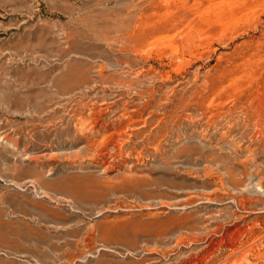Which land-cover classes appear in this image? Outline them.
Returning <instances> with one entry per match:
<instances>
[{
  "label": "rangeland",
  "instance_id": "374dc122",
  "mask_svg": "<svg viewBox=\"0 0 264 264\" xmlns=\"http://www.w3.org/2000/svg\"><path fill=\"white\" fill-rule=\"evenodd\" d=\"M0 264H264V0H0Z\"/></svg>",
  "mask_w": 264,
  "mask_h": 264
},
{
  "label": "bare ground",
  "instance_id": "6f19581e",
  "mask_svg": "<svg viewBox=\"0 0 264 264\" xmlns=\"http://www.w3.org/2000/svg\"><path fill=\"white\" fill-rule=\"evenodd\" d=\"M226 82V81H225ZM210 92V91H209ZM263 122V121H262ZM261 126V125H260ZM263 138V137H262Z\"/></svg>",
  "mask_w": 264,
  "mask_h": 264
}]
</instances>
